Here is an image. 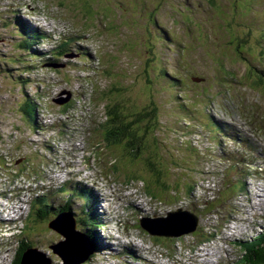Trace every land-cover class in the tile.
I'll return each instance as SVG.
<instances>
[{
	"label": "rangeland",
	"instance_id": "374dc122",
	"mask_svg": "<svg viewBox=\"0 0 264 264\" xmlns=\"http://www.w3.org/2000/svg\"><path fill=\"white\" fill-rule=\"evenodd\" d=\"M56 1L0 0V129L10 135L0 143V166L5 163L7 167L6 172L0 170V191L8 194L15 184L33 189L45 184L49 175L58 174L62 178L54 186L64 183L69 189L71 179L64 173L84 170L82 182L77 186L75 181L74 189L79 195H89L86 188L93 189L105 199L110 193L113 206L105 213L104 204L95 209L91 200L88 209L81 196L54 197L52 189L48 220L65 206L67 197L75 218L83 216L85 208L98 213L85 227L79 226L86 235L79 237L78 244L72 239L64 242L39 219L37 226L30 225L31 233L19 239H28L50 264H63L50 250L53 243L63 241V253L75 262L76 256L92 249V239L102 251L93 252L86 259L88 264H212L220 258L224 238L233 235L235 226L231 220L219 229L217 218L222 223L225 219L220 212L236 220V235L256 233L258 212L250 211L264 200V0H217L212 7L209 0ZM31 28L43 38L31 35ZM63 44H67L64 55L50 61ZM194 78L204 80L195 83ZM33 95H49L47 102L59 104L70 98L67 115L79 111L61 122L64 138L70 141L51 138L50 133L39 137L32 130L37 142H31L26 135L28 117L23 120L17 107L25 96ZM90 96L94 101L90 107L98 109L94 112L103 116L100 121L106 122L111 136L124 131L130 113L134 114L139 122L137 139L131 142L123 136V144L110 146L96 141L99 150L83 142L82 131L88 124L78 118L86 113L80 106H87ZM150 107L155 111L151 117ZM61 110L62 106H55L56 113ZM67 121L80 125L65 130ZM134 142L142 147L137 149ZM235 160L244 164H233ZM12 168L23 169L39 182L18 176L20 180L13 184V173L8 170ZM247 170L250 174L240 178ZM156 174L163 181L164 196L157 195ZM208 188L212 189L210 199L215 200L204 213V201L199 198L209 199ZM31 195L16 191L17 215L25 211L23 197ZM187 210L197 215L202 231L169 239L170 246L155 248L153 254L148 249L151 239L138 220L147 217L146 224L151 226L165 212ZM204 216L210 220H201ZM2 217L0 264H12L19 239L7 244L8 234L1 232ZM91 222L99 228L91 229ZM60 226L66 228L63 232L68 237L73 235L75 230L66 220ZM125 245L135 251L134 259L120 254ZM163 249L165 257H173L172 263L161 256ZM228 254L233 264H239L235 261L243 253L234 245ZM35 258H27L26 264Z\"/></svg>",
	"mask_w": 264,
	"mask_h": 264
},
{
	"label": "trees",
	"instance_id": "16d2710c",
	"mask_svg": "<svg viewBox=\"0 0 264 264\" xmlns=\"http://www.w3.org/2000/svg\"><path fill=\"white\" fill-rule=\"evenodd\" d=\"M57 1L60 2V0H57ZM216 1L217 0H209V3L212 4L210 7L214 6V4H215ZM65 2H66V0H65ZM22 27H24V26H22ZM28 32L31 35H33V36L39 37V39L43 38V35L38 30H36V29H32V28L31 29H28ZM22 46L24 48H27L28 45L22 43ZM66 46H67V44H63V46L61 47V50H57L56 55H54V57H53L54 58L53 59L54 61L55 60H58L61 56L64 55L65 51L62 50V49L64 47H66ZM101 94H104V93H101ZM25 97L26 98H24V100L21 103V105H19L17 107V109L20 112V115L23 117V120H25V116H27L28 119L29 118H32L34 116V113H35V110H36V105H37V102L39 101L37 99V97H39V99H41V96H38V95L37 96L36 95H33L32 97H29V96H25ZM124 109L127 112H130L128 109H126V108H124ZM148 110H150L149 111L150 117L153 116L154 113H155L154 107H150ZM137 113L138 112H136V114ZM21 116H20V118H21ZM130 116H132L131 121L130 122H127L126 128L125 127L123 128L124 131H121L120 134H115L116 137L115 136H111V133L108 132L107 138L105 140L106 142L104 143L106 146H110L112 144H123L124 143L123 136L125 137V139L130 140L131 142H133L134 140L137 139L136 137H137V131L138 130L136 129V125H138L139 122H137L136 120H134L135 118L133 119L134 114H131L130 113ZM114 119L116 120V118H114ZM8 137H10V135ZM3 139H5V137H3L1 135V132H0V142ZM134 144L136 145L137 149L139 147H142L140 145H137L135 142H134ZM156 176H157L156 181L160 185L156 189L157 195L158 196L159 195L164 196V192H162L163 191V188H164L163 181H162V179L160 177H158L159 174H156ZM147 188L153 194V189H151L152 188V185H148ZM189 189L191 190V188H189ZM159 190L162 193L161 192H158ZM63 210H65V209H63ZM42 212H43V210H42ZM34 214H35V216H33V221L34 222L31 223V224H28L29 228L27 230H25V233L26 234H30L31 233L30 225H34V224H36V222L39 221V220H37L38 217H41V216H39V208L36 210V212ZM86 217L87 218H85L84 220H81V223L83 224L84 227H85V224L87 223V221L93 219L91 217V215H89V213H86ZM34 227H33V230H34ZM90 228L91 229L99 228V224L94 223V222H91ZM219 229H220V226H219ZM79 230L83 234L86 231V230H83V229H79ZM208 236H209V234L206 235L207 238H208ZM152 239L154 241H157V243H159L160 241L161 242H164V243L165 242H168V240L165 239V238L153 237ZM202 240H207V239L202 238ZM94 243H95V240L92 239V245H93L94 251L99 252L101 250V248L95 247V244ZM31 244L32 243H30L28 241V239H26L25 241H23V240L20 241L19 250H18V252L15 255V260H14L13 264H20V260H21V257H22L23 252L26 249H28V248H32V245ZM240 253H243V254L241 255V257H238V263L239 264H264V234H263V232L258 237H256L253 241L244 243L242 245V247H241Z\"/></svg>",
	"mask_w": 264,
	"mask_h": 264
},
{
	"label": "water",
	"instance_id": "95a60500",
	"mask_svg": "<svg viewBox=\"0 0 264 264\" xmlns=\"http://www.w3.org/2000/svg\"><path fill=\"white\" fill-rule=\"evenodd\" d=\"M202 79H195V82H199ZM67 216L69 218L68 224L72 230L75 229V222L74 220L68 216L67 214H62L59 217ZM57 220V219H56ZM54 220L49 224V228L52 230H55L59 233H61L65 238L68 236L62 232L64 230L63 226L56 225L58 221ZM158 224L152 225L147 227V230L152 233V234H160L168 237H175L177 235H184V234H189L195 231L196 226H197V219L194 215L188 213V212H173L168 214L167 218L163 219H157ZM72 241L75 244H78L79 237L81 235L73 232L72 235ZM70 239L67 238V241ZM93 253V250L89 248L86 253H82L79 257H75V262L68 258L66 255V259L63 258L64 264H80L83 261H85L89 255ZM32 257H36L33 261L32 264H40L44 262V264H50V261L45 259L41 253H38L36 250H27L24 252L23 256L21 257L20 264H26L27 258L30 259ZM82 258L81 260H78ZM71 261V262H70Z\"/></svg>",
	"mask_w": 264,
	"mask_h": 264
},
{
	"label": "bare ground",
	"instance_id": "6f19581e",
	"mask_svg": "<svg viewBox=\"0 0 264 264\" xmlns=\"http://www.w3.org/2000/svg\"><path fill=\"white\" fill-rule=\"evenodd\" d=\"M251 144V143H250ZM247 147V146H246ZM261 199V198H260ZM19 242V240H17ZM129 247V246H128ZM130 248V247H129Z\"/></svg>",
	"mask_w": 264,
	"mask_h": 264
}]
</instances>
